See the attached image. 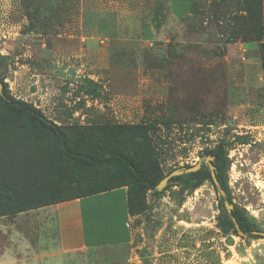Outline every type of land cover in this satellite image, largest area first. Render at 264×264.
I'll list each match as a JSON object with an SVG mask.
<instances>
[{"label": "rangeland", "instance_id": "1", "mask_svg": "<svg viewBox=\"0 0 264 264\" xmlns=\"http://www.w3.org/2000/svg\"><path fill=\"white\" fill-rule=\"evenodd\" d=\"M242 16L240 0H0V81L75 149L104 158L110 144L160 177L222 145L231 200L264 231V41ZM107 127L119 128L104 145L88 137ZM117 186L135 192L131 241L88 264H264V239L231 234L210 182L156 194L122 167H77L0 103V188L14 209Z\"/></svg>", "mask_w": 264, "mask_h": 264}, {"label": "crops", "instance_id": "2", "mask_svg": "<svg viewBox=\"0 0 264 264\" xmlns=\"http://www.w3.org/2000/svg\"><path fill=\"white\" fill-rule=\"evenodd\" d=\"M15 217L17 224H0V236L6 238L0 243V264H88L96 262V252L123 248L132 237L125 188Z\"/></svg>", "mask_w": 264, "mask_h": 264}, {"label": "trees", "instance_id": "3", "mask_svg": "<svg viewBox=\"0 0 264 264\" xmlns=\"http://www.w3.org/2000/svg\"><path fill=\"white\" fill-rule=\"evenodd\" d=\"M240 5L244 16L239 18L238 26L244 27L242 29L245 30V34L247 32L257 41H264V0H240ZM263 58L264 44H262V59ZM0 103L7 106V108L16 112L17 114L24 116L27 121L34 125L38 131L53 135L56 138L58 146L61 149L63 155L73 165L77 167H88L92 165H114L117 167H122L130 173L131 177L135 180L139 187L151 189L155 191L156 194H159V192L156 190V186L166 175L164 177H160V175H158V173L153 170L146 171L131 157L117 153L115 150L111 149L112 146H110V144L105 146L106 156L104 158L95 156L85 149H75L63 128L49 121L36 108L29 106L22 101L15 100L9 96V94L6 92V85L2 81H0ZM107 128L109 130L104 129L102 132L97 128L86 130L88 131V137L95 140V143L103 144V142L109 137H112L113 130L119 127H115V129L113 127ZM131 130H133L136 138H138L141 142L144 143L147 141L143 127H133ZM204 155L206 156L202 159L203 163H200V168L197 171L170 178L164 190L173 186H178L181 190L195 189L202 185L205 181H208L215 191L219 211L223 216L226 226L231 234L239 237L246 243H249V240L264 239V231L257 226L255 220L241 211L236 205L233 204L231 200L226 176L227 157L223 146L218 145L214 149L205 152ZM208 157L212 158V160L209 162L206 161ZM209 166L213 167L215 176L214 180L211 176ZM185 168H189V166ZM118 188H124V186L104 188L101 190L84 193L71 198H66L54 204L73 199H79ZM61 189L65 191L64 188ZM81 189L86 190L87 186L85 185L84 187H81ZM128 193L129 192L126 190L127 210L129 214L131 208L134 206L133 197L135 192L132 191V198ZM225 204L232 206V208L230 210L227 209ZM49 205L53 204L50 203L42 205L40 208ZM7 211L12 213H8ZM23 211H25L24 206H19L17 209H14L13 204L10 200H7L6 195L0 188V216L14 213L17 214Z\"/></svg>", "mask_w": 264, "mask_h": 264}, {"label": "water", "instance_id": "4", "mask_svg": "<svg viewBox=\"0 0 264 264\" xmlns=\"http://www.w3.org/2000/svg\"><path fill=\"white\" fill-rule=\"evenodd\" d=\"M212 158L208 157L206 159L207 162L211 161ZM200 168V163H198L197 165H195L194 167H189V168H184V169H180V170H174L172 171L171 173H169L168 175H166L160 182L159 184L156 186V190L157 191H161L162 189H164V187L166 186L168 180L172 177H175V176H180V175H183V174H186V173H190V172H195L197 171L198 169ZM209 170L211 172V176L214 180V172H213V167L212 166H209ZM226 208L227 209H231L232 206L228 205V204H225Z\"/></svg>", "mask_w": 264, "mask_h": 264}, {"label": "flooded vegetation", "instance_id": "5", "mask_svg": "<svg viewBox=\"0 0 264 264\" xmlns=\"http://www.w3.org/2000/svg\"><path fill=\"white\" fill-rule=\"evenodd\" d=\"M201 163H203V160L201 161Z\"/></svg>", "mask_w": 264, "mask_h": 264}]
</instances>
